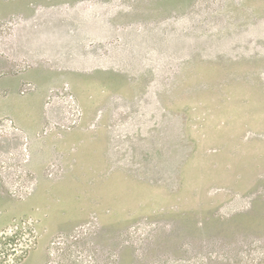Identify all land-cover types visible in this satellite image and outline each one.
<instances>
[{
    "label": "rangeland",
    "instance_id": "1",
    "mask_svg": "<svg viewBox=\"0 0 264 264\" xmlns=\"http://www.w3.org/2000/svg\"><path fill=\"white\" fill-rule=\"evenodd\" d=\"M43 8L113 24L85 101L70 84L102 179L52 264H264V0H0V20Z\"/></svg>",
    "mask_w": 264,
    "mask_h": 264
},
{
    "label": "crops",
    "instance_id": "2",
    "mask_svg": "<svg viewBox=\"0 0 264 264\" xmlns=\"http://www.w3.org/2000/svg\"><path fill=\"white\" fill-rule=\"evenodd\" d=\"M93 24L88 15L63 14L50 8H43L28 16V22L17 30L15 39L8 45H0V68L9 72L0 78V88L6 94L0 99V113L11 115L32 137L40 130L43 122L53 117L54 110L44 109V99L51 86L68 81L81 101H85L81 74L99 68L89 42L108 41L113 37V24L106 17H96ZM75 23L78 32L75 34ZM10 58L25 59L30 63L26 69L14 67ZM24 81H32L34 91L20 95ZM84 128L78 127L63 133L62 137L47 136L33 138L30 168L37 177L36 189L24 200L9 198L0 186V227L14 217L32 214L39 220L40 238L37 247L30 252L23 264H45L47 244L58 233L71 230L82 221L84 215L74 202L73 193H91L80 188V183L94 182L95 175L93 148L83 141H75ZM18 139H7L1 145L9 148ZM92 150V152H90ZM57 159L62 170L56 177L45 176V166ZM82 169L81 171L76 167ZM103 168V167H102ZM102 172V170H101ZM100 175V173L98 172ZM72 193V194H70Z\"/></svg>",
    "mask_w": 264,
    "mask_h": 264
},
{
    "label": "built area",
    "instance_id": "3",
    "mask_svg": "<svg viewBox=\"0 0 264 264\" xmlns=\"http://www.w3.org/2000/svg\"><path fill=\"white\" fill-rule=\"evenodd\" d=\"M28 22V18L13 15L0 20V45L12 42L17 30ZM14 67L26 69L30 63L25 59L10 58ZM36 88L32 81H24L19 89L20 95H26ZM6 94L0 88V99ZM60 103L64 114L61 120L45 121L37 134L29 135L11 115L0 113V185L4 192L14 200H24L34 193L37 177L30 168L33 138H44L50 135L61 137L64 132L77 127L83 117V108L76 98L70 83L49 87L44 99L46 108ZM18 139V143L2 148L7 139ZM62 170L57 159L50 160L45 166V174L53 179ZM81 227H76L80 230ZM39 220L32 214H23L11 219L0 227V264H23L30 252L39 242ZM68 238H76L74 233L58 232L47 244L45 264H52V258Z\"/></svg>",
    "mask_w": 264,
    "mask_h": 264
}]
</instances>
